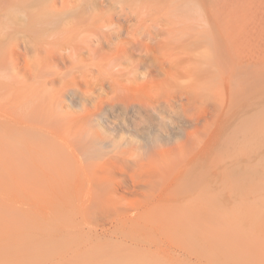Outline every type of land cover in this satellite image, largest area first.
Instances as JSON below:
<instances>
[{"label": "bare ground", "instance_id": "obj_1", "mask_svg": "<svg viewBox=\"0 0 264 264\" xmlns=\"http://www.w3.org/2000/svg\"><path fill=\"white\" fill-rule=\"evenodd\" d=\"M61 3L66 5L67 1L62 0ZM53 6L52 8L57 10V4ZM58 15L60 16V14ZM118 18L121 17L99 12L96 5L89 14L50 18L49 22H45L49 24H47L48 28L45 31L42 28H38V31L34 28L35 26L31 30L34 31V28L39 33L42 30L39 36L41 45L38 43L36 45L45 48V55L50 59L47 60L54 62L43 63L42 59L39 61L42 63H24L23 72L18 63H10L8 76L6 75L7 79L0 85V159H7L5 161L8 166L7 172L17 183V187L21 189L22 197L4 200L0 203V241L5 242L2 241L4 239L15 241L14 243L17 244L19 236L22 238V236H26V233L30 234L34 228L26 232L24 227L31 229L30 226L37 224L41 226L43 224L45 227L47 225L56 226L55 230L57 226L61 228L60 226L65 224L76 227V220L73 218V221L72 216L68 215V209L73 204L76 205V208H83L85 212L87 211L86 214L90 210L91 212L95 211L96 214L98 211V214L105 212L106 215H109L107 214L109 212L105 211L108 209L103 210L102 208L111 206L112 209L115 208L113 211H116L118 206L124 205V202L128 203L124 199L123 202L108 196L120 189L129 193L132 191L131 187L127 186L128 180L126 178L117 179L116 174L121 172L126 174V177L130 175L127 173L131 165L126 161L140 147L131 140H126L122 145H116L115 140L104 138V134L96 127L105 126L107 131L117 132V128L128 126L130 121L134 122L130 115L129 109L131 108L138 116L143 117L148 122L146 128L137 131V135L141 136L142 140L147 141L150 146H155L160 142L161 137H169L168 133H164L168 130L166 131L167 125L161 115L166 110L175 109L177 106V108L182 109V117L184 118L185 115L191 114L192 110L189 111L191 108L199 109L205 117L199 137L206 160L202 164L203 169L200 177L203 182L201 181V183L200 179L199 186L196 184L198 187L195 185L187 186L191 192L196 193L195 195L193 193L188 198L162 200L161 203L159 201L157 204H152L165 209L171 208V211L175 212L173 213L175 216L170 215L173 218L168 214L169 218H167L171 220L168 221L170 225L174 218L180 217L177 218L178 220H173L174 222L177 221V225L179 220L181 221L180 225H183V222L185 225L186 223L191 224L193 228L196 225L195 227L200 230L198 232H202L206 239H212L213 242L216 238L219 240L222 238L237 239L241 243L242 240L245 243L249 240H253V242L254 240H261L262 242L264 240V64L252 66L248 64L235 65L234 63H125L124 59L127 57L129 46L140 45L149 51L153 41H156L157 36H161L164 32L153 30L151 25L146 26L145 23L137 22V24L133 22L130 28L125 29L118 25ZM126 20L124 19V21ZM102 22L113 23L116 28L112 32H103L101 29ZM131 22L129 21V23ZM14 25L16 24L14 23ZM39 25L42 26L43 23L41 25L40 22ZM123 34L130 38L129 42L120 40ZM104 47L110 48V53L104 52ZM67 49L69 50L67 56L64 55L66 52L61 54V50ZM34 51L36 52V49ZM82 55H88L92 61L84 63L85 59ZM55 60L63 62L73 60V62L55 63ZM110 61L114 62L111 64L112 74L108 75L105 74L104 69ZM124 69H130V71H124ZM177 71L185 74L187 79L182 80L176 77ZM155 73L161 77L155 79ZM10 75L11 78H9ZM141 89H145V92H140ZM145 109H151L152 114L161 119L156 124L157 130L150 127L155 125L156 118L145 112ZM209 115L213 117L211 122L207 119ZM218 123H222L223 128L226 124L222 133L216 130ZM215 137L222 139V148H220L221 151L218 152L216 159L210 156L212 160L216 161H214V165L208 166L210 163L208 161L209 153H207L209 141ZM104 147L112 149L102 151ZM102 153L105 155L102 156ZM162 153H165L164 150ZM133 157L136 158L137 155ZM143 158L141 157V159ZM136 162L134 161L132 164L136 166L133 179L138 172H141L142 168L146 167L144 165L149 166L144 161V165L138 163L135 165ZM211 166H214L213 169ZM149 168L151 169L150 166ZM111 173L112 176L110 177ZM129 173L132 172L129 171ZM107 174L109 176H106ZM133 182L134 184L137 183L135 179ZM157 182L149 180L145 184L149 187L148 189L153 190L156 184L160 185ZM185 188L186 185L182 189L188 191V188ZM178 190L176 189L177 193L175 192L177 195ZM184 190L183 193L187 195ZM153 193L155 192L153 191ZM149 200L151 202L150 198ZM142 203L145 204L146 202L142 201ZM99 209H102L103 212ZM172 209L180 210V214ZM156 210L158 212L159 209ZM186 210L192 211L190 212L192 214ZM194 211L196 212L194 213ZM105 213L104 216L106 217ZM151 213L154 216H148L154 218L156 213L153 209ZM165 213L167 214L169 211ZM158 215L159 213L156 215V219L159 218ZM159 216L166 217L165 214ZM161 217L156 220L157 223H159L158 221L161 222ZM145 219L147 220V218ZM162 220L167 221L166 218H162ZM123 222L125 223L126 220ZM84 223L87 224V221ZM172 225L176 226L175 223ZM191 226L188 225V227ZM62 229L64 230V228ZM195 230L197 231V229ZM69 231H63L65 234L61 235L60 239H56L54 235L55 239L48 237L47 241V238H44L46 244L49 246L53 243L52 246H56L54 243H57L62 247L69 241L75 242L76 239L71 238L75 234L71 235V231ZM181 231L189 232L184 228ZM43 236L40 234V237ZM31 240L29 246H37L36 249L38 248L42 252L40 256L37 254L39 257L37 260L41 259L42 264H202L200 258L193 261L192 257L196 255H193L190 250L186 251V257L174 258L167 253L168 251L166 254L169 256L163 254V256H158L160 248L154 249L158 252L157 255H155L156 253H152L153 255L142 253L141 251L144 252V249H148L142 247L141 253L139 250H137L139 253H135L136 251L130 253L129 250L132 248L129 245L127 248L130 249H126L129 253H124V249V251L120 250L124 253L121 254L114 251L117 243L116 246H112L115 247L114 252H110L105 250L108 249L107 244V248L103 247L104 243L107 242L104 241L103 244L96 242L95 245H92L93 242L89 241L91 245H88V240L86 243L82 240L85 249L82 251L81 248L83 247L78 248L81 251L77 252L76 256H66L63 253H60L59 256L56 253V257L46 256L44 253H47L48 247L46 246V250L44 248L41 250V242L35 241L36 239L33 241V238ZM12 242L10 243L12 244ZM9 246L6 249L4 244L5 251L12 250L14 247L11 245L13 247L8 248ZM0 247V250H4L2 246ZM30 247L29 249H31ZM29 249L27 248L26 251ZM162 249L164 248L161 247ZM30 253H32L31 250ZM34 254L32 253L33 256H36ZM12 256L16 258V260L14 259L15 262ZM17 256L20 257L21 255L19 256L17 253L10 255L13 262L11 263L8 257L9 260H7L10 262L8 264H25V261H29L28 255V260L24 262H21ZM23 258L27 259L26 257ZM41 262L37 264H41ZM5 263L3 261L0 264ZM27 264H32V262H27Z\"/></svg>", "mask_w": 264, "mask_h": 264}, {"label": "rangeland", "instance_id": "obj_2", "mask_svg": "<svg viewBox=\"0 0 264 264\" xmlns=\"http://www.w3.org/2000/svg\"><path fill=\"white\" fill-rule=\"evenodd\" d=\"M61 1L62 0H0V85L4 83L7 79L6 75L8 76L7 73H9L10 63H18L19 67H21L22 72H23L24 63H29V62L38 63L39 61H42V59H43L42 61L43 63L54 62V61L52 62L48 61L50 59H48L47 58L48 56L45 55L46 53L45 48H42V46L36 45L37 43L41 45V43L39 42V36L42 33V30L45 31L48 28L49 24L45 22H49L50 18H53V17L55 18L57 16L59 18L60 17L65 18L67 16L89 14V12H92V10L95 9V5L98 11L101 13H104L107 15L109 14L116 15V16L121 17V18H118L117 21L119 22L117 23L120 27H123L125 29L130 28V25L133 22L134 24L137 22V23H145L146 26L151 25L150 27H152L153 30H157V31L161 30L164 32L163 34H161V36L159 37L157 36L156 41H153V43L150 46L149 51H147L146 48H142L143 46L141 47L140 45L129 46L127 57L124 59L125 63H234L235 65L248 64L252 66L258 65V64H264V0H66L67 1L66 5H63ZM54 4H57L56 6L57 10L56 9L54 10L52 8L54 7L53 6ZM58 14H60V16ZM68 14H71V15H68ZM50 15L51 17L49 18ZM138 17L140 19V22H139ZM124 19L125 20L128 19V20L124 21ZM45 20H48V21H45ZM129 21H132V22L129 23ZM40 22H41V25L43 23L42 26L39 25ZM14 23L16 25H14ZM37 23L39 24L36 25ZM44 23L46 26L44 25ZM33 26H35L34 28H36L38 31L39 29L42 28L40 33L34 28H33L34 31H32L31 29ZM12 28L13 30L11 31ZM120 40H122L123 42H129L130 38L127 35L123 34L120 37ZM35 49H36V52L34 51ZM109 49L110 48L108 47H104V52L110 53L111 49L110 50ZM67 51L69 52L68 49L65 51L61 50V54L62 52H66L64 55L67 56V53H68ZM85 55H82L85 59L84 63H90L92 60L89 59L88 55L87 56ZM42 62H39V63H42ZM72 62L73 60H71L70 62L69 60L65 62L61 60H55V63H72ZM175 75L176 77H179L182 80L187 79V76L183 74L181 71H177V74L175 73ZM160 77L161 75H158L155 73V79H158ZM140 92L144 93L145 89H141ZM184 102L185 104H187L186 101ZM129 110L131 112L130 115L133 118L134 122L130 121L129 125L126 126L127 128L126 127L117 128V132L113 133V132L107 131L105 126L96 127L97 130H99L100 132L104 134L103 136L104 138H107V140L108 139L115 140L116 145H122L126 142V140H131L136 146L140 147V149L132 153L133 156L137 155V157L135 158L133 156H129L130 157L129 160L126 161V163L131 165V168L128 169V173H127V175L128 174L130 175L126 177L125 176L126 174L124 175L121 172H117L116 174V177H118L117 179L126 178V180H128L126 182L127 186L131 187L132 191L129 193L125 190L120 189L118 192L108 196V197H113V198H116L122 201L124 199V201L126 200L128 203L123 201L124 202L123 204L125 206L120 205L121 207L118 206V208L115 206L117 210L119 209V211L116 210L118 213L115 210L113 211V209L115 208L113 207L112 209L111 206L102 208L103 210L108 209L105 211L109 212L107 214H109L110 216L106 215V213L104 212L106 217L108 216L107 218L104 216V213L100 214L99 212L98 214V211H97L98 216L95 211L91 212L90 210H88L89 213L86 214L87 211L85 212L83 208H79V207L76 208V205L73 204L71 205V208L68 209V213H69L68 215H70V217L72 216L71 218L72 220L73 218L76 220L75 221L76 227L75 225L69 226L65 224V225H61L60 226L61 228H58L59 226H57L56 228L57 231L55 230L56 226L55 227L52 225L49 226L47 224H46L47 225L46 227L43 224L42 226L39 224H37L38 226L32 225L30 226L31 229H28L29 227H24V231L27 230L26 232H29V230H32L33 227L34 228L32 232L30 231L32 234L25 232L26 236L24 235L22 236V238L21 236H19L21 239L20 238L17 239L18 245L14 243L15 242L14 240H13L14 242H12V241L4 240L3 239L4 237L2 238L3 239L2 241L6 242L5 243V242L0 241V244H1L0 246H2L3 249H4V244H5L6 249H7V246L9 245L10 246L8 248H12L13 246L15 248L13 247L12 250H8V251H5V249L4 250L1 249L0 250L1 252L0 263L1 262L3 263V261L5 263V260L7 259L9 260L10 255L15 254V253H17V255L19 256L21 255L20 257L17 256L18 258L21 259V262L28 260V256L32 255V253H35L34 255L36 256L37 254L38 256L42 255V252H40L38 248L36 249L37 246L36 247L34 245L31 247L29 246V244L31 245L30 240L31 238H33V241L36 239L35 241L39 240V242H41V245H40L42 247L41 250L43 248L46 250L48 247V250H46L47 253H44L46 256L51 255L54 257H56L55 256L56 253L58 254V256L60 253L61 254L63 253L66 256H74L75 254H77V252L81 251L79 249L80 247H83L84 245L83 242L86 243L88 240V243H87L88 245L90 244V242L91 243L93 242L92 245L93 244L95 245L96 242L103 244V242L105 241L107 243H104L103 247L107 248L108 246V249H105V248L104 249L110 252L115 251L116 253L120 252V250L124 251V249H125L124 253L126 252L133 253L134 251H136L135 253H139L142 247V248H148L147 249L148 251L144 249V252L141 251L142 253H147L150 255H153L154 253H156L155 255H157L159 252L158 256L163 254L164 256L170 255L175 258V257H186L187 256L186 251L190 250L193 255H196L192 257L193 261L196 260V258H200L202 260V264H264V240H262V242L261 240L260 241L254 240V242L253 240L252 241L249 240L246 243L244 242V240H242V243H241L237 239L229 240L227 238L226 239L222 238L223 240L222 239L219 240V238H216V240L213 242L212 239H206L202 232H198L200 230H198V228L195 227L196 226L195 224H193L195 225L194 228L191 226V224L186 223L185 225V222H183V225H180L181 221L179 220L178 225H177V221L176 222L174 221L175 219L180 218V217L174 218L173 219L174 221L172 220V222L175 223L176 226L178 227L176 228L175 225H172L173 224L172 222H171V225H172L171 226L170 223L168 222V221H171L168 219L169 218L168 214L170 216L175 212H172L171 208L165 209L164 207L162 208L160 206L153 205V204L159 203V201L161 203L162 200L169 201L171 199L176 200L177 198H188L190 197L191 194L193 193H194L193 195L196 194L195 192H191L189 190L190 189L189 187H191L192 185L199 186L200 184L199 180L201 179L200 182L202 181V178H200L202 175V169H203L202 164L206 162L204 158L203 150H202V145H200L201 140L199 139L200 134H201L200 130L202 128V124L205 122V119H204L205 117L202 115L203 113L199 109L191 108L189 109V111L192 110L191 114H188L187 116L185 115V118H184L182 117L183 115L182 109L177 108V106L175 109L172 108L170 110H166L165 112H163L164 114H162L161 116L163 117L162 119L165 120V123L167 125L166 131L168 130L167 132H164V133H168L169 137H161L160 142L158 144H156L155 146L154 145L150 146L147 141L142 140L141 136L137 135V131H139V129L141 128L142 129L146 128L148 122L145 119H143V117L138 116L131 108ZM189 111L188 113H190ZM145 112H147L153 118H156L152 114L151 109H147V110L145 109ZM207 119L211 122L213 117L209 115L207 116ZM159 121H161V119L156 118L155 125H152L150 127L153 130H157L156 124L159 123ZM141 125L142 127H140ZM225 126L223 128L222 123H218V125L216 124V130L222 133L225 130ZM220 148H222V139L218 137L211 138L209 141L208 152H207L209 153L208 161L210 162L208 163V166H210V164L214 165L215 163L214 161H216L214 159H216L218 152L221 151ZM111 149L112 148L110 147H104L102 151L103 150L110 151ZM163 150L165 153H162ZM104 155L105 153H102V156ZM210 156H213L214 159L212 160ZM138 157H140L139 158L140 160L138 159ZM141 157L142 158L144 157L145 160L144 158L141 159ZM6 160L7 159L5 160L0 159V203L4 200L16 199V198L22 197L21 189L17 187V183L7 172L8 166H7V163L5 162ZM141 160H142V163H140ZM134 161L135 162L137 161L135 165H137V163L144 165L143 163L144 161L145 163H148V165L151 167L150 169L149 166L144 165V167L145 166L146 167L142 168L140 170L141 172L137 173V175L139 176L136 175L134 178L137 181V183L135 184L133 182L134 181L133 174H134V169L136 168V166L132 165ZM211 167L213 169L214 166H211ZM186 170L190 173H188ZM129 171H131L132 173H129ZM106 176H109V174H107ZM111 176H112V173L110 174V177ZM129 177L133 180L131 181ZM149 180L156 181V182L158 181L157 183L158 184L160 183V185L154 184L155 187L153 190L148 189L149 187L145 184V182H148ZM180 182L182 183L180 184ZM185 185H186L185 189L188 188V191L182 189L185 187ZM176 189L177 190L179 189L178 195L176 194L177 193ZM183 190L186 191L187 195L183 193ZM153 191L155 193H153ZM173 195L175 196V198ZM147 198H148V201H146ZM149 198L151 199V202ZM142 201H145L147 204L142 203ZM126 204H129V205H126ZM126 206L127 208H125ZM129 206L131 207V209L132 208L133 209L131 210ZM161 208L165 210L163 211ZM70 209L72 210L69 212ZM102 209H99V211L101 210V212H103ZM152 209L155 211V213L157 212L156 209H159L158 212L155 214V217H154L155 220L153 218L154 215L151 213ZM160 210L162 211V213H160L161 212ZM166 210L169 211V213L166 214L165 213L167 212ZM173 211H176V209H174ZM179 211H176V212H179ZM186 211L188 212L189 210H186ZM196 211L198 210L196 209ZM196 211H194V213ZM190 212L192 211H189V214H192ZM158 213L159 215L162 214V216L165 214L166 217H161L158 215L159 218L156 219V215ZM102 214L103 216H100ZM148 215L149 216L153 215V216L149 217ZM119 217L123 220H121ZM160 217H161V222L158 221L159 223H157L156 220H159ZM170 217L173 218L172 216ZM145 218H147V220ZM152 218H153V221H152ZM162 218L167 219V221L165 220L167 225L164 224L165 221H163ZM124 219L126 220L125 223L123 222L125 221ZM129 219H131L132 221ZM90 220H92L91 221L92 223L90 222ZM78 221L81 223H79ZM85 221H87V224L84 223ZM167 222L169 223V225ZM188 225H190L192 228L188 227ZM133 227H136V228L134 229ZM62 228H64V230ZM183 228L184 230L185 229L189 230V232L181 231V229L183 230ZM60 229H62V232H60ZM195 229H197V231ZM52 230L54 231L55 234L53 233ZM69 230L71 231V235L75 234L71 238H75L76 243L74 241H71V242L69 241L68 244L62 247L61 245H57V243H54V245L56 246H52L53 243L49 244V246L48 244H46V240L48 241L49 238L53 239L55 236L56 239L58 238L60 239V236L64 235L65 232H68ZM38 233H40L41 236L43 235L44 236L40 237V234H39V237H38ZM48 233H49V236H48ZM188 233H190L191 235ZM194 234L197 236H195ZM163 236H166V237H163ZM26 237H28L30 240L28 238L26 239ZM44 238H47V239L45 240ZM196 239L197 240L199 239L200 241L199 240L197 241ZM21 240L22 242H20ZM232 240H235V241H232ZM10 242H12V244ZM7 243H10V244L7 245ZM116 243H117V246H116ZM136 243L137 245L135 246ZM141 243H144L145 245ZM198 243L200 244L202 243V244L200 245ZM43 244L44 246H42ZM213 244L215 245L213 246ZM11 245L13 246L11 247ZM25 245L27 246L28 249L29 247L31 249L26 251L27 248ZM114 245L116 246V249L115 247H112ZM129 245L131 246L130 248H132L133 251L132 249L127 248L129 247ZM132 245H134L135 247L134 246L132 247ZM168 245L171 247H169ZM16 246H18L17 249H16ZM20 246H22V248H20ZM161 247H163L164 249L161 250ZM72 248L74 249L77 248V249L74 250ZM81 249L83 251L85 249V246ZM113 249L115 250L113 251ZM126 249H130L129 252ZM154 249L155 250L159 249V250L158 252H156L154 251ZM30 250L32 253H30ZM50 250L53 252H51ZM137 250H139V252H137ZM24 252L25 254H23ZM26 252H29L30 254ZM166 252L169 255L166 254ZM120 253L124 254L122 252ZM22 255L23 257H26L27 259L23 258ZM36 256H33L34 258L32 257V260H31V257L29 256V261L27 262L29 263L32 262V264L33 263L37 264L41 262L40 261L41 259L37 260L39 259V257L38 256L36 257ZM11 258L9 261L12 260ZM14 259L16 260V258L13 257V260ZM8 260L6 261L5 264H8L9 262ZM12 262L13 261H11V263ZM27 262L25 261V264H27Z\"/></svg>", "mask_w": 264, "mask_h": 264}, {"label": "clouds", "instance_id": "obj_3", "mask_svg": "<svg viewBox=\"0 0 264 264\" xmlns=\"http://www.w3.org/2000/svg\"><path fill=\"white\" fill-rule=\"evenodd\" d=\"M115 28H116V25L113 24V23H108V22H102L101 23V29H102L103 32H112ZM113 62L114 61H110V62L107 63L108 66L105 67V69H104L105 74H108V75H111L112 74L111 64ZM124 71H130V69H124ZM9 78H11V75L9 76Z\"/></svg>", "mask_w": 264, "mask_h": 264}]
</instances>
